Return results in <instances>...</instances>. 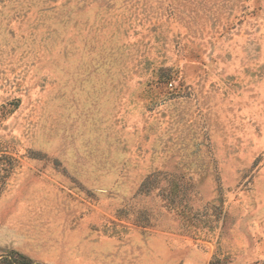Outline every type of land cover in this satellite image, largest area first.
Wrapping results in <instances>:
<instances>
[{
	"label": "rangeland",
	"instance_id": "1",
	"mask_svg": "<svg viewBox=\"0 0 264 264\" xmlns=\"http://www.w3.org/2000/svg\"><path fill=\"white\" fill-rule=\"evenodd\" d=\"M264 263V0H0V259Z\"/></svg>",
	"mask_w": 264,
	"mask_h": 264
},
{
	"label": "trees",
	"instance_id": "2",
	"mask_svg": "<svg viewBox=\"0 0 264 264\" xmlns=\"http://www.w3.org/2000/svg\"><path fill=\"white\" fill-rule=\"evenodd\" d=\"M0 264H35V263L30 259H28L27 257L11 254L10 256L0 259Z\"/></svg>",
	"mask_w": 264,
	"mask_h": 264
}]
</instances>
